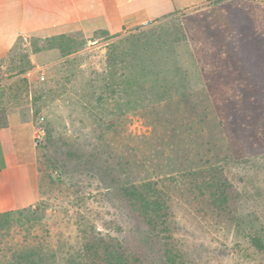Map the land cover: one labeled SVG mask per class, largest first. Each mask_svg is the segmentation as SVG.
I'll list each match as a JSON object with an SVG mask.
<instances>
[{"label":"rangeland","instance_id":"obj_1","mask_svg":"<svg viewBox=\"0 0 264 264\" xmlns=\"http://www.w3.org/2000/svg\"><path fill=\"white\" fill-rule=\"evenodd\" d=\"M67 35L77 40L68 53L35 52L50 41L23 35L0 63V118L15 107L44 125L33 229L77 251L82 209L141 264H166L163 240L119 189L214 166L228 212L175 194L173 239L188 264H264L250 242L264 243V0H189L117 33ZM14 218L26 227L0 232V246L30 225Z\"/></svg>","mask_w":264,"mask_h":264},{"label":"trees","instance_id":"obj_2","mask_svg":"<svg viewBox=\"0 0 264 264\" xmlns=\"http://www.w3.org/2000/svg\"><path fill=\"white\" fill-rule=\"evenodd\" d=\"M21 36L18 37L17 42ZM50 41L40 49L57 48L61 52H69L77 46V40L67 34H58L43 38ZM17 42L7 55L14 51ZM6 57V58H7ZM5 58V59H6ZM5 59L1 60L2 63ZM116 63V62H115ZM29 64V61L27 62ZM21 67L19 72H23ZM6 113V112H5ZM6 114L0 118V125L6 124ZM38 162H39V145ZM40 170V166H39ZM214 166L188 169L185 172L162 176L155 179L143 178L138 182L123 185L119 191L123 201L136 218L163 240L161 246L162 260L166 264H188L183 253L172 236L173 223L171 201L173 197L191 196V199L206 198L209 206L216 211L228 212L230 195L228 181L223 179L221 171ZM41 175V170H40ZM227 186V187H226ZM42 195V184L40 182ZM14 214L23 217L29 227L25 228L20 240L12 243L6 239L0 246V264H141V258L126 250L116 237L103 233L89 221V213L80 209L77 213L76 224L79 234L80 247L77 251L66 248L64 244L51 243L47 230L39 233L33 229L36 219L29 209H17L0 212L1 236L8 238L11 230L26 227ZM33 223V224H32ZM19 224V225H18ZM251 244L258 250L264 251V243L257 235L250 237ZM1 244V243H0Z\"/></svg>","mask_w":264,"mask_h":264},{"label":"crops","instance_id":"obj_3","mask_svg":"<svg viewBox=\"0 0 264 264\" xmlns=\"http://www.w3.org/2000/svg\"><path fill=\"white\" fill-rule=\"evenodd\" d=\"M189 0H0V61L19 36L117 33L169 15ZM56 48L44 50L54 54ZM39 53V52H38ZM0 125V212L34 206L41 175L31 111L9 108Z\"/></svg>","mask_w":264,"mask_h":264},{"label":"built area","instance_id":"obj_4","mask_svg":"<svg viewBox=\"0 0 264 264\" xmlns=\"http://www.w3.org/2000/svg\"><path fill=\"white\" fill-rule=\"evenodd\" d=\"M44 125L42 119H39V122L35 125V141L39 145L43 139Z\"/></svg>","mask_w":264,"mask_h":264}]
</instances>
